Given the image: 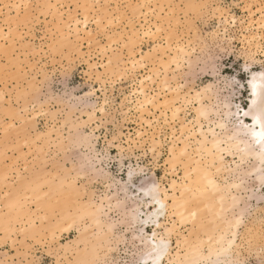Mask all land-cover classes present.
Wrapping results in <instances>:
<instances>
[{
  "label": "rangeland",
  "instance_id": "374dc122",
  "mask_svg": "<svg viewBox=\"0 0 264 264\" xmlns=\"http://www.w3.org/2000/svg\"><path fill=\"white\" fill-rule=\"evenodd\" d=\"M263 8L264 0H0V264H140L139 226L127 216L140 202L132 182L182 179V164L171 172L166 159L171 145L194 144L188 132L180 133L181 122L196 129V104L183 100L186 90L210 83L213 93L205 102L247 105L249 72L264 71ZM85 12L89 34L80 23L75 29L70 15ZM166 36L171 48L181 43L189 50V64L160 67ZM141 56L143 66H131ZM152 73L167 74L172 85L184 81L175 100L182 121L162 107L138 106V81ZM146 82L147 93L167 94L158 78ZM233 159L225 157L232 166ZM243 161L240 169H248L252 159ZM236 173L216 178L224 183ZM241 176L243 189H232L244 204L235 256L260 264L264 180ZM104 195L124 199L126 207L104 205L89 215L88 204L94 203L90 212ZM60 212L72 216L62 227ZM162 219L175 220L177 233L193 227L173 215ZM176 238L171 235L173 252Z\"/></svg>",
  "mask_w": 264,
  "mask_h": 264
},
{
  "label": "bare ground",
  "instance_id": "6f19581e",
  "mask_svg": "<svg viewBox=\"0 0 264 264\" xmlns=\"http://www.w3.org/2000/svg\"><path fill=\"white\" fill-rule=\"evenodd\" d=\"M70 15L72 18L74 17L75 29L79 23L81 30L86 29L85 20H88L87 12L83 13L81 18L75 17V15L72 14ZM70 15L69 17L71 18ZM262 20V24H264V17ZM161 26L162 25H159V27ZM156 29L158 30V28ZM156 29L154 31H157ZM89 32V29L84 31V33L87 34H89ZM146 33L148 34L151 32L146 31ZM165 39L167 45L165 48H161L160 53L162 55L166 54V60L163 59L164 62H161L160 67L165 70L169 68L168 66L170 65L178 67L182 61L189 64L191 59L186 55L189 50L186 53V49H184L181 43V45L176 44L177 46H174L175 48L173 49L171 48L169 38L166 36ZM142 57L143 56H141L140 59L131 60V66L134 65L135 67V65L138 66V64L140 66V64H142ZM143 64L146 63L144 62ZM176 67H174V69ZM262 72L264 71L251 70L249 72V76L245 83L249 92L248 103L245 106H240L242 111L239 113L237 112V106H233L229 99L224 100L222 105L218 104V108L214 107L212 103L205 102V99L209 98L210 92L213 93L210 83L194 91V88L192 90H184L185 94L183 93L182 95L183 100L187 103L194 101L196 104L194 107L196 129H194L195 126H191L192 124L188 125L185 122H181L180 133L185 134V132H188L189 136L195 139L192 141L194 144L192 145L188 140H181L180 145H171L169 148V156L167 157L169 159H166L169 162L171 172L177 164H182V179L179 181L170 178L171 182L168 185H164L158 180H155V178L145 176L139 184H134L132 182L135 191L138 192L137 199L143 204L141 205L139 202L135 204L131 210L129 208L130 211L127 212V216L131 218L132 223L139 226L134 236L144 249V253L142 252L143 254L140 257V264H238V262H240L237 261L235 250L240 228L244 224V210L240 206V203L243 204V197L242 194L232 189H243L245 179L244 176L242 177L241 175L247 172L254 175L255 181L258 183L262 182L264 180V161H262L260 157V146L254 142L251 136L245 135L243 131L240 130L237 125V119L243 120L245 124L250 125L252 123L251 117H245L243 112L248 110V105L251 103L252 99L255 98L259 100V94L261 90L264 89V78L261 77ZM253 76H255V79H253ZM157 78V86L160 87L161 90L167 92L162 99H160L158 95L156 96L146 92V84L148 83L146 81H149L151 84L154 83ZM183 82L178 85L177 83L172 85L168 79V75L165 73L162 76H157L153 73L147 74L146 77L138 81V91L135 89V91L141 95L139 98L140 100L137 99L139 100L138 106L140 108L151 106L153 110L162 107L166 113L169 112L170 119L179 122L182 121L181 105L177 104L175 100L180 95L181 88L186 87ZM253 84L257 92L256 97L252 96ZM211 101L212 100H210V102ZM213 104L215 103L213 102ZM102 105L99 108L101 113L104 111ZM148 108L145 111L149 113L151 110ZM220 111H222V113H220ZM166 113L164 114L166 115ZM212 114L217 116V120L213 119L212 121ZM139 118L143 119L144 116H140ZM201 119H205L209 124L204 127ZM210 121L213 122V125H210V123H212ZM258 130L257 128V131ZM141 133L140 131V134ZM176 139H180V136L178 135ZM227 156L238 158L237 160L233 159L234 166L227 164L228 161L225 160ZM245 159H252V163L248 169H240L239 163L243 160L245 161ZM228 170L237 172L236 174H239V176L236 178L234 176L235 179L232 181H229L228 178L225 179L223 176L224 183H221L219 179L216 178V175ZM231 174L234 173L232 172ZM251 189L252 188H250V190ZM137 192H132V195H137ZM253 192L251 191L248 195L250 198L252 196L256 198L257 194L254 196L255 193L253 194ZM101 198V202L97 203L96 207L93 208L91 206L94 210L90 208V212L88 211V206L90 207L91 203L88 202L89 204L86 211L89 215L92 216V214H90L93 213L92 211H101L104 205H108L107 207L110 205L112 207V204L121 206L124 200H111V195H104V197L102 196ZM124 205L125 204H123V207H126ZM43 210L45 212L44 208ZM168 210L171 211L170 214ZM46 214L45 212L44 215ZM167 214L175 216V218L180 221L178 223H192V230L189 229L190 231L188 234L177 233V225L174 219V221L169 224L166 223L165 219H162ZM70 217L72 216H68L66 212H60L57 217L59 225L62 227V223L65 220L69 222L68 220ZM96 220L97 222L99 221L97 218ZM96 220L94 222H96ZM106 224H108V228L112 229L113 223L106 222ZM149 226L152 227L150 231L148 230ZM200 233H202V235H200ZM172 234L177 235L174 244H176L178 249H176L175 252L171 250L173 247V242L171 241Z\"/></svg>",
  "mask_w": 264,
  "mask_h": 264
},
{
  "label": "snow or ice",
  "instance_id": "6c2138e0",
  "mask_svg": "<svg viewBox=\"0 0 264 264\" xmlns=\"http://www.w3.org/2000/svg\"><path fill=\"white\" fill-rule=\"evenodd\" d=\"M85 23H87L86 20ZM262 68H264V63H262ZM245 71H247V67L245 68ZM261 77L264 78V72L261 73ZM253 79H255V76H253ZM252 96H257L254 84ZM240 111H242V109L239 105H237V112L239 113ZM243 115L245 117H251L252 123L250 125L245 124L243 120L238 118L237 125L245 135L251 136L254 142L260 146V157L262 161H264V89H262L259 94V100L255 98L251 100V103L248 105V110L244 111ZM257 128L259 129L258 131ZM238 264H250V262L248 260H244L238 262ZM260 264H264V260H261Z\"/></svg>",
  "mask_w": 264,
  "mask_h": 264
}]
</instances>
